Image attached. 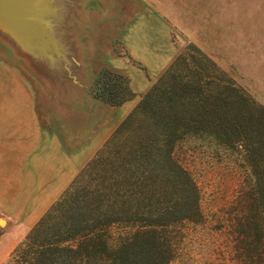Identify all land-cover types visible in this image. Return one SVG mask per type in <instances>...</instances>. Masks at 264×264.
Wrapping results in <instances>:
<instances>
[{
	"label": "trees",
	"instance_id": "1",
	"mask_svg": "<svg viewBox=\"0 0 264 264\" xmlns=\"http://www.w3.org/2000/svg\"><path fill=\"white\" fill-rule=\"evenodd\" d=\"M101 78L111 106L132 98L124 75L104 70ZM184 151L240 170L246 209L237 222L239 259L264 264V106L193 44L30 229L8 264H169L171 233L202 219L200 188L178 158Z\"/></svg>",
	"mask_w": 264,
	"mask_h": 264
},
{
	"label": "rangeland",
	"instance_id": "2",
	"mask_svg": "<svg viewBox=\"0 0 264 264\" xmlns=\"http://www.w3.org/2000/svg\"><path fill=\"white\" fill-rule=\"evenodd\" d=\"M124 4H129L127 19L114 26L119 54H129L127 41L136 37L131 24L145 18L152 27H164L174 53L195 45L264 106V0H125ZM146 36L148 41L155 37ZM141 56L135 60L146 70L150 57ZM178 158L200 188L202 219L179 224L171 233L169 264H242L237 222L246 204L241 199L244 185L240 170L199 151L179 152ZM68 185L5 186L16 194L15 200L0 199V221L5 222L0 224V264H8L17 246ZM53 187L57 192L53 189L54 193L48 194Z\"/></svg>",
	"mask_w": 264,
	"mask_h": 264
},
{
	"label": "water",
	"instance_id": "3",
	"mask_svg": "<svg viewBox=\"0 0 264 264\" xmlns=\"http://www.w3.org/2000/svg\"><path fill=\"white\" fill-rule=\"evenodd\" d=\"M125 0H0V55L37 94V108L71 143L86 139L113 106L101 55L116 42Z\"/></svg>",
	"mask_w": 264,
	"mask_h": 264
},
{
	"label": "crops",
	"instance_id": "4",
	"mask_svg": "<svg viewBox=\"0 0 264 264\" xmlns=\"http://www.w3.org/2000/svg\"><path fill=\"white\" fill-rule=\"evenodd\" d=\"M151 23L143 18L131 24L136 37L127 41V56L130 59L116 51L118 37L114 27L116 42L101 55V63L110 72L124 75L134 96L122 105L111 108L100 126L86 139L77 143L66 139L56 119L43 116L39 112L37 94L31 82L0 55V199L2 196L5 201L15 200L16 191L13 189L11 192L6 185L70 184L94 157L139 103L144 93L179 55L168 46V32H164V27H152L154 24ZM147 33L149 36L155 35L154 39L148 41ZM143 54L150 57L145 62L146 70L141 69L143 66L138 62ZM34 170L42 171L37 175ZM34 178L38 181H34ZM51 178L54 179L50 181ZM53 189L54 192L57 190L53 187L48 194L54 193ZM23 207L24 205L21 209Z\"/></svg>",
	"mask_w": 264,
	"mask_h": 264
},
{
	"label": "bare ground",
	"instance_id": "5",
	"mask_svg": "<svg viewBox=\"0 0 264 264\" xmlns=\"http://www.w3.org/2000/svg\"><path fill=\"white\" fill-rule=\"evenodd\" d=\"M4 220L3 221H0V224H3ZM5 223V222H4Z\"/></svg>",
	"mask_w": 264,
	"mask_h": 264
}]
</instances>
